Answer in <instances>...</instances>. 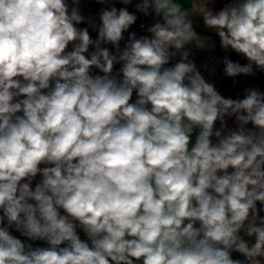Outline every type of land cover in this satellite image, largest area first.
I'll list each match as a JSON object with an SVG mask.
<instances>
[{
    "label": "clouds",
    "instance_id": "9594fccd",
    "mask_svg": "<svg viewBox=\"0 0 264 264\" xmlns=\"http://www.w3.org/2000/svg\"><path fill=\"white\" fill-rule=\"evenodd\" d=\"M88 2L0 0V264H264V91L176 0ZM199 14L264 73V0Z\"/></svg>",
    "mask_w": 264,
    "mask_h": 264
},
{
    "label": "crops",
    "instance_id": "0c3cea01",
    "mask_svg": "<svg viewBox=\"0 0 264 264\" xmlns=\"http://www.w3.org/2000/svg\"><path fill=\"white\" fill-rule=\"evenodd\" d=\"M177 3H179L182 8L188 9L190 11L191 18L194 21V28L196 30V32L206 38H208V47L205 50H199L196 49L192 46L191 47V51H192V55L191 58L195 60L197 67H203L205 66V64L209 63V60L212 57H215L216 59H220L221 60V64H222V57L217 53V49H220L221 51L225 52V50H223L220 45H219V37H217V35L210 29H207L204 24H203V19L202 16H200L199 14V9L200 7H202L206 0H176ZM195 3H199V7L198 9H196L195 7ZM91 4V2H90ZM130 11H132L133 9L130 7L129 9ZM152 18L151 17H144L140 14H138V20L136 25L133 26V28L131 30L136 31L139 34H142L141 32V27L140 25L143 23L145 25V28L150 25L152 23ZM215 43V47H212V43ZM230 52V51H229ZM201 58H204V60L202 61ZM194 141V138H193ZM264 214V213H263ZM237 256H239V254H237ZM236 256V257H237ZM244 259V257H243ZM241 258V260H243Z\"/></svg>",
    "mask_w": 264,
    "mask_h": 264
},
{
    "label": "trees",
    "instance_id": "16d2710c",
    "mask_svg": "<svg viewBox=\"0 0 264 264\" xmlns=\"http://www.w3.org/2000/svg\"><path fill=\"white\" fill-rule=\"evenodd\" d=\"M212 5L209 4V7ZM92 7L94 11L97 13L98 10L102 7L99 4H96L94 0H92ZM118 7H120L118 5ZM221 7H223V3H217L213 10L218 11ZM91 35L95 38L96 33H91ZM218 37V36H217ZM217 53L222 57V61L224 56L227 54L233 61L239 60L242 64L246 63L247 61L238 56L234 52H223L220 49H217ZM221 70L223 74V63L221 64ZM238 81V84L236 87H233V80L232 78H227L223 74V84H222V89L220 90L221 94L224 95L225 97L231 96L233 98H236L237 96L243 95V89L246 87H256L259 88V90L264 91V73L257 72L255 77H244L240 76L236 78ZM37 180H39V177H37Z\"/></svg>",
    "mask_w": 264,
    "mask_h": 264
},
{
    "label": "built area",
    "instance_id": "2783aa9c",
    "mask_svg": "<svg viewBox=\"0 0 264 264\" xmlns=\"http://www.w3.org/2000/svg\"><path fill=\"white\" fill-rule=\"evenodd\" d=\"M142 34H147L146 33V28L145 29H141ZM201 60L203 61L204 58H201ZM119 67V65H117V68ZM201 73L205 76L206 80H208L209 82H213L215 83L218 91H220L222 89V84H223V74H222V70H221V65L218 67L216 65V58L212 57L209 60V63L207 66L201 68ZM214 71L215 74H211ZM135 98V96H134ZM262 215H264L262 213ZM238 253H233V258H236Z\"/></svg>",
    "mask_w": 264,
    "mask_h": 264
},
{
    "label": "rangeland",
    "instance_id": "374dc122",
    "mask_svg": "<svg viewBox=\"0 0 264 264\" xmlns=\"http://www.w3.org/2000/svg\"><path fill=\"white\" fill-rule=\"evenodd\" d=\"M198 4L199 3H195L196 9H198V7H199ZM119 6H122V5H119ZM117 7H118V5H117ZM82 10H83V12H84L85 15H95L96 14V12L94 11V9L92 7V2H91V4H90V2L82 4ZM81 26H83V25H81ZM207 65L208 64L206 63L205 66H207ZM216 65L218 67L221 65V60L220 59H216ZM205 66H203V67H205ZM203 67H198V68H199V70H201V68H203ZM14 235H16V236L19 237L20 234L19 233H14ZM80 235H81L82 239L85 238L82 232L80 233ZM20 238L21 239H24L23 237H20ZM38 243H40V242H38ZM236 258H239V259L242 258L243 259V257L240 256V254Z\"/></svg>",
    "mask_w": 264,
    "mask_h": 264
}]
</instances>
